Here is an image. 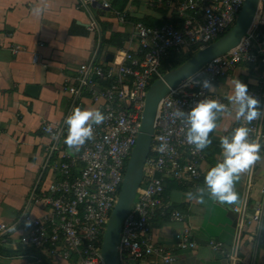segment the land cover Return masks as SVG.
I'll list each match as a JSON object with an SVG mask.
<instances>
[{"label": "built area", "instance_id": "1", "mask_svg": "<svg viewBox=\"0 0 264 264\" xmlns=\"http://www.w3.org/2000/svg\"><path fill=\"white\" fill-rule=\"evenodd\" d=\"M79 1L84 7L96 4L105 11L113 10L111 0ZM159 1H164L174 11L176 22L159 27L136 23L135 49L125 51L120 63L89 64L79 68L75 77L77 87L68 89L76 95L86 90L98 110L106 115L107 119L101 125L94 126V138L76 152L64 143L65 124L43 123L41 126L42 132L55 142L52 152L59 150V143L63 145L61 161L55 167L58 177L35 200L45 210L44 214L40 217L24 214L22 217L27 228L18 242L30 251L27 255L33 261L30 264L43 261L56 264L73 256L80 264H104L102 238L140 132L149 86L164 75L162 64L167 57L195 52L227 33L234 26L245 0ZM113 11L120 21H124L120 12ZM243 64L263 69L259 86L248 92L264 105V0H259L253 23L235 49L211 60L162 99L138 190L140 194L122 223L119 264L147 258L156 259V264H175L173 253L156 244L151 231L158 213L173 221H184L179 211L164 202L167 180L205 184L207 172L203 171L202 164L206 154L187 143L190 127L187 114L203 100H217L229 108L224 96L214 88H201L197 81L207 78L215 87L217 81ZM177 108L185 113L183 117L173 115ZM241 126L250 129L249 141L256 140L264 146V115L250 124L241 118L235 129ZM161 143L167 144L164 151H160ZM255 164L248 170L245 199L233 208L238 216L239 233L245 224L261 220L260 213L250 215L247 206ZM17 230V223H0V245H6ZM174 237L178 250L196 246L189 227H184ZM210 247L221 252L231 264H254L241 259L237 246L227 249L222 243L212 241Z\"/></svg>", "mask_w": 264, "mask_h": 264}, {"label": "crops", "instance_id": "2", "mask_svg": "<svg viewBox=\"0 0 264 264\" xmlns=\"http://www.w3.org/2000/svg\"><path fill=\"white\" fill-rule=\"evenodd\" d=\"M111 3L113 10H123L124 21L113 10L105 11L96 4L84 7L79 0H0V223L18 224L17 232L3 245L4 256L0 254V260L6 264H30L28 254H24L18 242L27 228L22 217L44 214L45 210L35 202L36 197L58 177L55 167L61 161L63 143L52 152L55 142L42 132V124L63 125L76 107L98 109L86 90L79 95L68 90L78 85V69L89 64L120 63L125 51L137 47L134 18L152 17L162 20L163 25L177 21V15L164 1ZM34 9H40L39 14ZM113 34L117 36L112 38ZM108 54H113L112 62L106 60ZM262 72L261 67L243 64L215 84V91L226 98L229 108L217 113V127L210 134L212 144L204 149L203 171L208 172L223 158L220 138L231 136L240 123L236 119L238 105L229 99L233 80L239 79L248 90L256 89ZM28 85L40 87L37 96L27 94ZM260 155L251 178L247 206L248 213L259 212L261 220L245 224L241 233L233 208L245 199L248 170L235 182L239 200L233 205L212 199L201 181L165 182L164 202L179 211L184 221H173L158 213L151 232L156 244L173 253L175 264H231L221 252L210 247L212 241L227 249L237 246L245 262L264 264V146ZM200 189H205L202 197ZM184 227H189L193 234V249L175 247L174 235ZM56 264L80 263L73 256ZM128 264H156V259Z\"/></svg>", "mask_w": 264, "mask_h": 264}, {"label": "clouds", "instance_id": "3", "mask_svg": "<svg viewBox=\"0 0 264 264\" xmlns=\"http://www.w3.org/2000/svg\"><path fill=\"white\" fill-rule=\"evenodd\" d=\"M33 11L39 14L40 9ZM197 83L205 90L214 88V84L207 78ZM232 83L233 94L229 99L238 105L236 119L242 118L250 124L264 115V105L249 94L248 86L239 79L233 80ZM224 111H227L226 105L217 100H203L197 103L187 114V122L190 125L186 135L187 143L194 145L196 151L208 148L212 144L210 134L217 127V113ZM173 115L183 117L185 113L177 108ZM106 119V115L98 109L74 108L64 121L67 125L65 145L70 150L79 152L87 141L94 138V126L101 125ZM249 131V128L241 126L236 128L231 136L220 138L223 159L208 170L204 179L207 192L220 204L233 205L239 200L235 182L239 180L241 173L249 170L262 158L260 155L262 146L256 140L249 141ZM160 139L163 141L164 137ZM166 148L167 144L161 143L160 151ZM204 191L205 189L199 190L201 197Z\"/></svg>", "mask_w": 264, "mask_h": 264}, {"label": "water", "instance_id": "4", "mask_svg": "<svg viewBox=\"0 0 264 264\" xmlns=\"http://www.w3.org/2000/svg\"><path fill=\"white\" fill-rule=\"evenodd\" d=\"M259 0H245L234 26L223 36L199 49L181 65L164 73L149 86L142 113L141 128L128 160L126 173L114 209L108 219L101 244L104 264H119L118 246L122 223L130 212L143 179L145 162L151 151L155 122L162 99L201 71L211 60L235 49L242 41L255 18ZM112 62L113 54L106 57ZM40 87L27 86V94L37 96ZM41 264V263H34Z\"/></svg>", "mask_w": 264, "mask_h": 264}, {"label": "trees", "instance_id": "5", "mask_svg": "<svg viewBox=\"0 0 264 264\" xmlns=\"http://www.w3.org/2000/svg\"><path fill=\"white\" fill-rule=\"evenodd\" d=\"M123 11V10H122ZM121 13L123 14L124 12ZM134 20L135 23H143L144 25L148 26V27H157V26H161L164 24V22L162 20H158L152 17H146L143 19H132ZM117 35L113 34L112 38H115ZM118 46L120 47L121 45L118 44ZM198 50H196L195 52H197ZM195 52H191L188 54H181V55H170L169 57H167L162 64V71L163 73H166L167 71L181 65L182 63H184L187 59H189ZM2 246V247H1ZM3 245H0V254L2 256H4V252H3ZM25 251L24 254H28L30 253L29 250H26L23 248V252ZM22 252V251H21ZM30 263H32L33 261L30 259L29 261ZM41 264H50L47 261H43Z\"/></svg>", "mask_w": 264, "mask_h": 264}, {"label": "rangeland", "instance_id": "6", "mask_svg": "<svg viewBox=\"0 0 264 264\" xmlns=\"http://www.w3.org/2000/svg\"><path fill=\"white\" fill-rule=\"evenodd\" d=\"M139 194H140V191H138V193L136 195V199L138 198ZM0 264H6V261L0 260Z\"/></svg>", "mask_w": 264, "mask_h": 264}]
</instances>
